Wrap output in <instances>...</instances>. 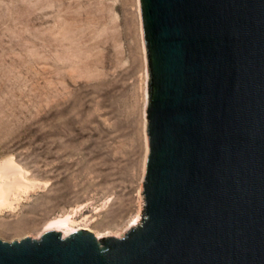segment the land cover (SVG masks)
<instances>
[{"label":"water","instance_id":"1","mask_svg":"<svg viewBox=\"0 0 264 264\" xmlns=\"http://www.w3.org/2000/svg\"><path fill=\"white\" fill-rule=\"evenodd\" d=\"M142 224L0 240V264H264V0H138Z\"/></svg>","mask_w":264,"mask_h":264},{"label":"rangeland","instance_id":"2","mask_svg":"<svg viewBox=\"0 0 264 264\" xmlns=\"http://www.w3.org/2000/svg\"><path fill=\"white\" fill-rule=\"evenodd\" d=\"M146 75L138 0H0L1 241L141 226Z\"/></svg>","mask_w":264,"mask_h":264},{"label":"bare ground","instance_id":"3","mask_svg":"<svg viewBox=\"0 0 264 264\" xmlns=\"http://www.w3.org/2000/svg\"><path fill=\"white\" fill-rule=\"evenodd\" d=\"M10 164H12V165H10ZM13 165L15 166V164H13L12 162L9 163L7 161H5V162L0 164V175L3 178L2 179V184L0 186V188H1L0 192H1L2 196H3V198H2V196H1V198L4 199V200L8 199L9 191L12 188L10 182L8 181V176L10 177V172H8V170H6L5 167L10 168ZM68 221H69V216L68 215H64V216H60V217H57V218L51 220L49 222V224H54V225L67 224Z\"/></svg>","mask_w":264,"mask_h":264}]
</instances>
